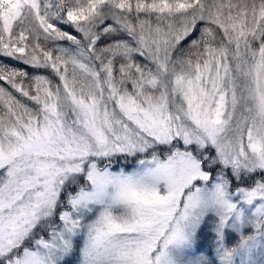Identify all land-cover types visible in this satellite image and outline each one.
Here are the masks:
<instances>
[{
	"label": "snow or ice",
	"instance_id": "1",
	"mask_svg": "<svg viewBox=\"0 0 264 264\" xmlns=\"http://www.w3.org/2000/svg\"><path fill=\"white\" fill-rule=\"evenodd\" d=\"M0 264H264V0H0Z\"/></svg>",
	"mask_w": 264,
	"mask_h": 264
}]
</instances>
